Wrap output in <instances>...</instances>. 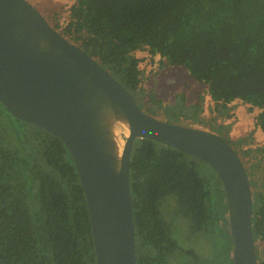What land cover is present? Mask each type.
<instances>
[{"label":"trees","instance_id":"obj_1","mask_svg":"<svg viewBox=\"0 0 264 264\" xmlns=\"http://www.w3.org/2000/svg\"><path fill=\"white\" fill-rule=\"evenodd\" d=\"M45 19L119 81L144 112L216 133L240 158L252 159L246 169L252 233L261 248L264 158L256 155L264 148L255 154L241 147L248 140H229L228 126L204 121L202 98L188 104L176 92L164 103L150 93L145 103L135 53L147 50L160 66L165 60L183 67L205 86L215 109L235 100L258 109L256 126L264 134V0H74L64 23ZM129 180L136 264H233L223 187L206 163L136 139ZM179 222H185L182 238ZM0 264H96L88 207L67 148L1 103Z\"/></svg>","mask_w":264,"mask_h":264},{"label":"water","instance_id":"obj_2","mask_svg":"<svg viewBox=\"0 0 264 264\" xmlns=\"http://www.w3.org/2000/svg\"><path fill=\"white\" fill-rule=\"evenodd\" d=\"M0 103L67 148L88 207L96 264H136L129 180L136 139L206 163L223 187L233 264L264 262V245L258 257L252 233L250 181L233 146L216 133L144 112L27 0H0Z\"/></svg>","mask_w":264,"mask_h":264},{"label":"rangeland","instance_id":"obj_3","mask_svg":"<svg viewBox=\"0 0 264 264\" xmlns=\"http://www.w3.org/2000/svg\"><path fill=\"white\" fill-rule=\"evenodd\" d=\"M27 1L34 6L44 18L51 19L56 16L59 23H64L68 7L74 0ZM135 54L141 59V90L144 94L143 98L145 103L150 105L149 103L151 100L147 97L150 93L153 94L154 100H161L164 103H171L174 100L176 92L182 93L184 98L186 96V102L188 104L197 101L198 98H202L203 111L201 117L204 121H211L213 119L216 123L228 126L229 129L227 131L229 140L231 142H236V140L239 139L248 140L250 144L242 145L241 147L255 150V154L258 149L264 148V134L261 133L260 129L256 126L258 109L253 107L250 109V105L239 100L227 104L224 108L219 105V107L215 109V103L207 94L205 86L193 80L183 67L167 66L165 60H163V66H160V58L158 56L151 57L147 50L137 51ZM220 114L223 115L222 119ZM155 117L159 119L163 118L159 114ZM256 158H264V154H257ZM240 159L246 169L251 167L252 159L244 155ZM184 224L185 222L177 223L178 228L176 234L180 238L186 235ZM203 243L204 242L201 241L200 244ZM193 245L195 247L198 246L196 243H193Z\"/></svg>","mask_w":264,"mask_h":264}]
</instances>
